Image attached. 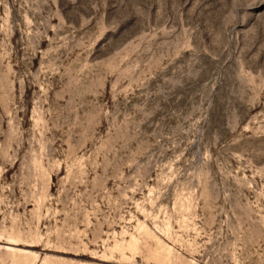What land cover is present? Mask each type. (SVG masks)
Masks as SVG:
<instances>
[{
	"label": "rangeland",
	"instance_id": "374dc122",
	"mask_svg": "<svg viewBox=\"0 0 264 264\" xmlns=\"http://www.w3.org/2000/svg\"><path fill=\"white\" fill-rule=\"evenodd\" d=\"M0 264H264V0H0Z\"/></svg>",
	"mask_w": 264,
	"mask_h": 264
}]
</instances>
